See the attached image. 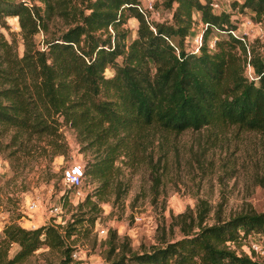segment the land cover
Returning a JSON list of instances; mask_svg holds the SVG:
<instances>
[{
  "label": "trees",
  "instance_id": "16d2710c",
  "mask_svg": "<svg viewBox=\"0 0 264 264\" xmlns=\"http://www.w3.org/2000/svg\"><path fill=\"white\" fill-rule=\"evenodd\" d=\"M212 2L159 0L171 10L170 20L151 27L139 0H0V153L11 169L37 154L49 159L64 154L66 126L80 149L91 154L85 176L100 181L97 195L102 197L117 160L130 155L148 128L179 133L237 125L264 134V41L236 33L231 18L250 11L264 24V0H230L231 8L237 7L233 12L214 8ZM129 15L138 25L136 36L127 40L123 23ZM8 16L18 19L21 53L16 35L9 31V39L2 30L10 27ZM196 19L204 26L195 50L183 42ZM212 30L225 35L210 48ZM39 32L43 37L38 42ZM247 66L252 67L250 76ZM107 67L113 69L111 75H106ZM119 185L112 186L115 198L121 194ZM206 211L191 216L179 238H162L140 251L125 242L116 258L111 255L118 236L112 229L108 264L129 258L135 264H264L229 246L250 232L264 233V209L227 218L217 213L213 223L203 224ZM72 225L6 222L0 264H19L41 246L59 251L55 264H78L67 240ZM12 243L18 248L9 257Z\"/></svg>",
  "mask_w": 264,
  "mask_h": 264
},
{
  "label": "rangeland",
  "instance_id": "374dc122",
  "mask_svg": "<svg viewBox=\"0 0 264 264\" xmlns=\"http://www.w3.org/2000/svg\"><path fill=\"white\" fill-rule=\"evenodd\" d=\"M217 1L220 8L228 11L237 8H231L230 0ZM156 4L162 14L159 21L170 20L171 10L163 7L159 0ZM194 17L198 18L197 12ZM231 18L236 24V33L264 41V35L257 34L256 20L250 16V11L232 13ZM7 22L9 29L2 30L9 39V31L16 35L21 53L18 19L8 16ZM137 25L135 17H126L123 27L127 29V40L136 36ZM203 26L202 21L196 19L191 33L184 38L186 48L196 50ZM223 35L225 33L212 30L207 37L208 47ZM42 37L41 32L35 35L38 42ZM112 72L111 67L105 70L106 75ZM245 74H252L251 66L246 67ZM63 130L68 140L64 154L50 159L48 155L37 154L24 164L21 161L14 171L9 159L0 153V160L7 166L0 175V235L3 224L12 219L28 227L34 217L36 224L53 222L64 226L73 222V234L67 240L76 251V256L72 255L74 262L108 264L107 240L112 229L118 236L117 248L111 255L116 258L126 248L125 242L131 250L140 251L162 238H179L181 226L190 222L191 216L197 217L202 208L207 209L203 224L213 223L217 213L227 218L240 211L264 209V134L255 130L237 125L186 129L179 133L148 128L142 132L140 143L130 155L117 160L111 185L102 197L97 195L100 181L86 178L80 198L74 197L73 191L64 184L63 169L75 161L86 165L91 154L80 149L73 130L66 126ZM116 182L121 188L117 198L112 189ZM31 199L38 201V209L33 213L26 210V203ZM52 204H60L62 212L50 214ZM101 228L106 229L105 233L99 231ZM250 238L264 243L263 232H250L245 240L231 242L229 246L236 252L248 254ZM17 248L18 245L12 243L8 256ZM58 256L57 249L41 246L19 264H55ZM124 264L135 262L129 258Z\"/></svg>",
  "mask_w": 264,
  "mask_h": 264
},
{
  "label": "built area",
  "instance_id": "2783aa9c",
  "mask_svg": "<svg viewBox=\"0 0 264 264\" xmlns=\"http://www.w3.org/2000/svg\"><path fill=\"white\" fill-rule=\"evenodd\" d=\"M212 5L214 8H219V2L213 0ZM138 8L143 12L148 23L153 27V23L160 20L161 9L156 5V0H139ZM256 30L258 36L264 35V24L260 21L255 22ZM197 49V47H196ZM6 168V162L0 160V173H2ZM63 181L64 184L73 191L74 197L80 198L83 197L81 187L86 178L84 171V164L81 162H71L63 169ZM38 209V201L36 199H31L26 203V210L29 213H33ZM62 212V206L60 204H52L49 207V213L52 215H57ZM38 224L32 222L30 227H35ZM101 233H105L106 229L101 228L99 230ZM248 255L253 259H259V257L264 260V243L250 238L248 240ZM73 256H76V251H73ZM261 260V259H259Z\"/></svg>",
  "mask_w": 264,
  "mask_h": 264
},
{
  "label": "crops",
  "instance_id": "0c3cea01",
  "mask_svg": "<svg viewBox=\"0 0 264 264\" xmlns=\"http://www.w3.org/2000/svg\"><path fill=\"white\" fill-rule=\"evenodd\" d=\"M29 221H31V223H32V222H36V221H37V218L34 217L33 219H31V220H29ZM22 225H24V223H22Z\"/></svg>",
  "mask_w": 264,
  "mask_h": 264
}]
</instances>
